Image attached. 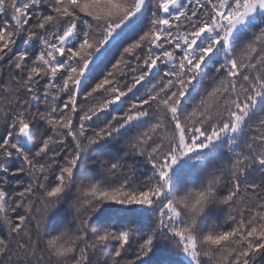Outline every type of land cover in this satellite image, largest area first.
Here are the masks:
<instances>
[{"label": "snow or ice", "instance_id": "obj_1", "mask_svg": "<svg viewBox=\"0 0 264 264\" xmlns=\"http://www.w3.org/2000/svg\"><path fill=\"white\" fill-rule=\"evenodd\" d=\"M0 264H264V0H0Z\"/></svg>", "mask_w": 264, "mask_h": 264}]
</instances>
